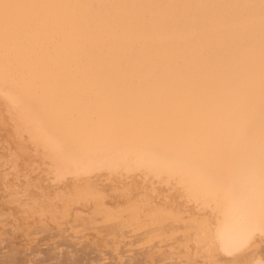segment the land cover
<instances>
[{"label":"snow or ice","instance_id":"6c2138e0","mask_svg":"<svg viewBox=\"0 0 264 264\" xmlns=\"http://www.w3.org/2000/svg\"><path fill=\"white\" fill-rule=\"evenodd\" d=\"M163 39L180 45L139 58L135 68L143 76L129 79V45ZM97 49L108 55L90 62L89 53ZM0 89L46 133L40 140L25 133L0 153L3 203L18 221L66 215L84 203L85 180L89 192L104 191L91 183V175H60L61 157L75 154L90 169L103 170L114 153L128 147L148 161L141 166L144 182L127 180L116 191L130 212L163 218L172 207L192 218L187 239L197 256L202 222L186 206L197 190L172 183L184 170L204 183L239 188L249 216L264 227V0H0ZM49 142L58 145L55 153ZM154 160L179 167L161 169ZM109 171L125 180L120 170ZM161 188L167 194L163 202L157 198ZM211 249L209 242L208 259L179 264H221ZM233 264L250 262L240 258Z\"/></svg>","mask_w":264,"mask_h":264},{"label":"bare ground","instance_id":"6f19581e","mask_svg":"<svg viewBox=\"0 0 264 264\" xmlns=\"http://www.w3.org/2000/svg\"><path fill=\"white\" fill-rule=\"evenodd\" d=\"M17 3H196L219 2V0H9ZM180 45L177 39L158 42L137 41L129 45L124 57L132 69L126 73L129 79L143 76L135 68L139 58L162 53ZM108 55L99 49L88 55L90 62H99ZM7 97V99H6ZM25 133L40 140L45 130L35 124L29 112L0 89V153L12 144L21 142ZM42 147V145H37ZM49 151L56 152L58 145L49 142ZM241 154L243 149L241 148ZM148 161L143 154L131 148L121 147L103 165V170L90 169L88 164L75 154L61 157L57 169L60 175H91V183L100 186L101 193L89 192L88 180L84 181V203L74 207L66 215L44 220H17L4 206V190L0 183V264H179L181 260L208 259V243L212 254L221 264H233L236 259H247L250 264L264 262V227L249 216L245 197L239 188L233 189L217 183H204L194 171L184 170L172 177L177 183L197 190V196L186 206L199 214L201 228V254L196 255L190 246L187 233L192 230V218H184L179 211L169 207V216L153 217L148 213H133L127 207L116 188L127 180H141V166ZM158 168L179 167L171 161H152ZM109 169L120 170L125 180L114 178ZM131 174V175H129ZM147 176V173H143ZM240 170V187L243 183ZM178 176V178H177ZM151 186L152 180L147 181ZM157 183L161 181L157 180ZM163 183L167 184V180ZM106 195L105 200L103 196ZM158 199H167L161 188ZM179 217V218H178Z\"/></svg>","mask_w":264,"mask_h":264}]
</instances>
